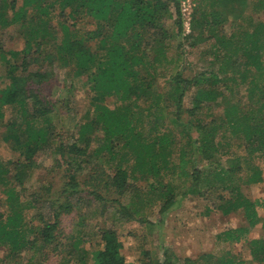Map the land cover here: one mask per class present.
Segmentation results:
<instances>
[{
  "label": "trees",
  "instance_id": "obj_1",
  "mask_svg": "<svg viewBox=\"0 0 264 264\" xmlns=\"http://www.w3.org/2000/svg\"><path fill=\"white\" fill-rule=\"evenodd\" d=\"M210 1L211 5H217L225 0ZM259 2L264 7V0ZM55 3H58V16L62 21L60 40L50 25L51 9ZM171 4L179 15L176 0H0V29L17 24L24 37L23 49H0L1 60L5 63L3 76L8 81L0 88V127L6 132L3 138L12 141L13 149L19 158H23L16 163L18 168L23 164L29 165L38 153L53 143L54 124L50 118L53 110L34 88L47 78V73L26 71L38 58L50 63L56 61L60 67H71L74 75L87 77L92 93V116L87 115L83 123L76 124V139L71 144L61 143L54 148V153L69 173L62 194L69 191L70 198L80 193L75 173L92 161L99 160L102 166L111 170L112 174L107 175L104 186L107 192L117 196L132 189L133 181L137 179L134 173H138V179L142 180L158 178L162 172L173 174L178 170L177 176L189 179L183 196L210 198L215 195L217 202L211 209H206L205 214H210L213 209L222 216L242 211L247 227L225 229L216 235V240L226 244L243 242L252 261L264 264V234L254 239L247 238L249 228L258 224L264 233V218L258 212L259 209L264 210V198L250 199L241 185L264 182L263 173L258 166H253L250 175L241 181L238 176L242 172L240 154L232 158L230 152L235 143L234 151L243 149L249 157L247 161H252L254 154L264 161V23L257 24L252 32L243 31L236 41L212 33L217 47L222 49L219 52L228 59L231 57L229 64L232 68L237 63L241 64L242 70L238 68L234 72V75L240 74L238 78L225 79L205 71L190 79L178 74L170 81V91L163 98L164 106L159 108V103L155 102L150 107L152 94L158 91L154 89L155 61L150 62L145 42L151 37L152 30H164V19L172 17ZM30 9L34 13L32 18ZM8 11H11L10 15ZM86 18L93 21L94 28L80 35L74 31L75 24ZM176 26L180 33L179 20H176ZM199 26L203 24L199 23ZM91 41L96 42L94 48L86 45ZM33 45L35 57L28 62L26 56ZM43 46L46 52L42 55ZM222 69H226V65ZM220 84L231 94L237 88L239 100L230 105L228 102L221 116L204 121L200 111L210 109L218 104L219 98H224ZM190 91L192 95L184 107V98ZM107 98H114L118 106L109 108L104 104ZM155 105L159 108L157 111ZM171 107L175 112L172 118L167 119L164 112ZM6 110L13 113L7 122ZM183 115L188 117L186 121ZM166 119L173 130L166 129ZM144 120H148L146 131L142 126ZM180 140L183 143L177 150ZM94 142L97 146L92 149L91 143ZM175 150L178 153L176 162H173ZM223 158L228 162L226 168L221 167ZM199 161L208 162L213 168L206 174L205 190L199 186L205 173L196 168ZM188 164L192 166L191 173L186 171ZM94 171L105 173L98 169V165ZM233 176L238 178L239 184L227 185ZM208 179H212L214 184ZM220 189L228 192L227 197L221 195ZM87 195L103 200L95 191H88ZM30 196L32 199L26 207L20 203L21 195L15 188L6 191L7 209L0 212V246L7 249L9 260H15L24 251L44 253L48 249L56 250L60 218L71 213L74 207L66 199L57 204L35 193ZM160 197L163 199L160 213L175 207L176 193L168 184L163 186ZM28 208H35L34 216L29 219L36 220V225L27 223ZM82 243L80 238L73 240L64 257L66 263L74 258L76 264H134L123 256L124 245L115 229H102L97 244L89 245L90 251L83 249ZM143 256L141 264H245L240 256L229 251L221 255L205 253L194 260L177 259L171 252H164L160 259L151 258L146 252Z\"/></svg>",
  "mask_w": 264,
  "mask_h": 264
},
{
  "label": "rangeland",
  "instance_id": "obj_2",
  "mask_svg": "<svg viewBox=\"0 0 264 264\" xmlns=\"http://www.w3.org/2000/svg\"><path fill=\"white\" fill-rule=\"evenodd\" d=\"M48 2H55V0H48ZM20 4L21 1L18 2V5ZM192 4L190 16L182 15L180 7L179 15H177L171 4L172 17L164 19L162 28L164 30H152L151 37L145 42L150 62L155 61L153 63L154 89L158 91L152 94L150 107L154 106L155 102L159 103V108L164 106L163 98L165 93L170 91V81L178 74L184 79H190L205 71L219 74V77L225 79L233 76L238 78L240 74L237 72L234 75V72L238 68L239 71L242 70L239 67L241 64L237 63L232 68L231 63L229 64L231 57L228 59L223 56L222 52H219L222 49L217 47L218 43L212 37V33L215 32L236 41L243 31L252 32L257 24L264 23V7L260 6L259 0H225L217 5H211L210 0H192ZM29 11L30 18H32L34 13L31 9ZM58 12L59 6L58 3H55L51 9L50 25L56 30L57 40H60V22L62 21ZM68 12L69 8L66 9V13ZM10 14L11 11H8V15ZM65 20L69 21L66 18ZM176 20L181 23L180 33L177 30ZM199 23H202L203 26H199ZM93 28V21L86 18L76 22L74 31L83 35ZM94 43L96 42H86V45L94 48ZM23 47L24 37L17 24L0 29V49L19 51ZM42 50L44 51L43 55L46 52L45 46ZM26 57L28 62L33 60L35 45L32 46V50ZM58 65L56 61L50 63L38 58L36 63L30 64L26 71V73H35L41 70L47 73V78L41 84H34V88L45 104H48V107L53 110L50 115L54 124L53 143L38 153L29 165L23 164L18 168L16 163L23 158H19V154L13 149L12 141H6L3 138L6 132L4 128L0 127V212H6V191L11 188H15V191L21 195L20 203L23 206L27 205L26 207H28V202L32 199L30 195L33 193L45 200L55 201L57 204L66 199L74 207L71 213L63 214L60 218L57 232L59 246L56 250L48 249L44 253L33 250L24 251L15 260H9L6 257L7 249L0 246V264H76L74 258L69 263L64 261L73 240L80 238L83 241L81 247L90 251L89 245L97 244L99 233L105 228L116 230L119 240L124 245L123 256L129 258L134 264L142 263L144 252L148 253L151 258L160 259L164 252H171L178 257L177 259L194 260L205 253L221 255L227 251L240 256L245 264H258L252 261L247 245L243 242L226 244L216 240V235L225 229L247 227L242 211L222 216L218 210L213 209L210 214H205L206 209H211L213 203L217 202L215 195L210 198L183 196L182 193L186 190L189 179L177 176L178 170H175L173 174L162 172L158 178L150 177L142 180L138 179V173H134L137 179L133 181L132 189L117 196L111 191L107 192L104 186L107 175L112 174L111 170L102 166L103 163H100L99 160L92 161V164L83 166V169L75 173L80 184L78 188L80 193L70 196V198H68L69 191L65 192V195L62 194L65 184L68 183L69 173H66V167L60 163L61 160L54 153V148L61 143L71 144L76 139V124L83 123L87 115L92 116L90 101L92 93L85 75H74L71 67ZM224 65H226V69H222ZM4 67L5 63L0 57V88L8 83L3 76ZM248 78L250 77L248 76ZM223 86L220 84V89H223ZM238 94L237 88L232 94L223 89L224 98H219L218 104L213 105L210 109L204 108L200 111L199 115L202 120L221 116L225 106L238 102ZM187 95L183 101L184 107H187L188 97L192 95V91ZM104 104L109 108L118 106V102L114 98L105 99ZM155 107L157 111L159 108L156 105ZM152 112L154 113V108ZM174 112L175 109L171 107L164 113L168 115L167 119H169L173 117ZM12 115L13 113L6 110L5 122ZM187 118L186 115H183V120L186 121ZM167 119L165 121L166 129L173 130ZM147 121L144 120L142 123L145 131L148 128ZM182 143L183 140H180L177 150ZM96 146V142L91 143L92 149ZM235 146L236 144L233 143L230 152L233 154L232 158L240 154L242 168V172L238 175L240 180L243 181L250 175L253 166H258L264 177L263 159L254 154L252 156L254 159L247 161L249 158L247 153L243 149L235 152ZM177 153L178 151L175 150L173 162H176ZM220 163L221 167H228V162L224 158ZM97 165L98 169L105 173L94 171ZM210 166L208 162L202 161L196 164V168L205 172L200 178L202 183L199 186L202 190L207 188L206 174L213 169ZM129 169H132L131 165ZM186 171L191 173V164L187 165ZM207 181L214 184L212 179ZM129 182L131 183L132 180L130 179ZM165 184L175 191L176 205L162 214L160 207L163 199L160 197V192ZM238 184V178L234 176L227 183V185ZM241 185L242 191L250 199L264 198V182L249 185L241 183ZM47 189L50 192H47ZM88 191L101 194L103 200L87 195ZM219 192L224 197L228 195L227 191ZM32 209L28 208L26 212L27 223L36 225L38 223L36 220L29 219L34 216L35 208ZM258 212L259 216L264 218V210L259 209ZM263 234L261 224H258L254 228H249L247 238L254 239Z\"/></svg>",
  "mask_w": 264,
  "mask_h": 264
},
{
  "label": "built area",
  "instance_id": "obj_3",
  "mask_svg": "<svg viewBox=\"0 0 264 264\" xmlns=\"http://www.w3.org/2000/svg\"><path fill=\"white\" fill-rule=\"evenodd\" d=\"M180 7V12L184 16H190L192 9V0H176Z\"/></svg>",
  "mask_w": 264,
  "mask_h": 264
}]
</instances>
